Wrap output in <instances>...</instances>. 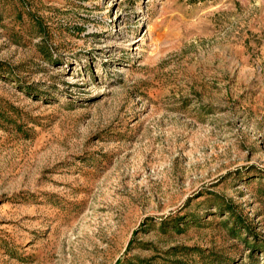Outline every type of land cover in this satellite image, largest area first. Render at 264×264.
I'll return each mask as SVG.
<instances>
[{
    "label": "rangeland",
    "instance_id": "374dc122",
    "mask_svg": "<svg viewBox=\"0 0 264 264\" xmlns=\"http://www.w3.org/2000/svg\"><path fill=\"white\" fill-rule=\"evenodd\" d=\"M0 264H264V0H0Z\"/></svg>",
    "mask_w": 264,
    "mask_h": 264
}]
</instances>
